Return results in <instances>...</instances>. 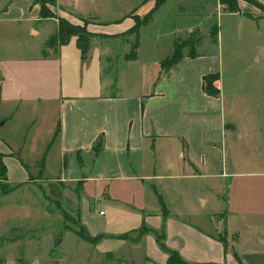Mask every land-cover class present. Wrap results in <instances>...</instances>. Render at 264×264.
<instances>
[{
	"label": "crops",
	"instance_id": "1",
	"mask_svg": "<svg viewBox=\"0 0 264 264\" xmlns=\"http://www.w3.org/2000/svg\"><path fill=\"white\" fill-rule=\"evenodd\" d=\"M147 1L56 0L49 5L55 16L43 18L37 0H0V161L6 175L26 181L29 163L17 149L22 152L21 142L29 143L23 153L31 157L28 145L40 139L44 148L32 166L43 162V172L51 173V163L58 161L60 170L50 175H64L58 178L64 187L80 184L81 195L68 197L76 203L75 215L82 198L89 197V207H95L94 194L85 190L107 185L110 197L127 206L144 211L151 200L154 213L147 212V219L156 226L164 217L155 186L167 207L187 196L200 206L211 204L205 217L212 230L206 235L195 230L204 246L176 244L172 236L168 240L185 260L264 264V147L259 144L264 107L254 97L264 90V73L226 72L219 33L216 43L206 41L211 37L200 39L195 57L185 53L163 69L178 38L166 43L165 34L153 40L144 34L170 0L141 28L137 57L126 58L133 49L128 31L135 16L144 17L154 6ZM240 7L242 12L229 13L256 20L244 3ZM59 17L72 23L92 19L87 58L76 36L64 45H48ZM169 18L164 14L160 20ZM177 27L166 32L175 34ZM195 28L191 24L187 30ZM263 50L260 44L252 57L262 69ZM216 73L218 94L213 95L205 90L204 77ZM22 112L31 113L28 130L14 145L5 128ZM17 166L22 178L11 173ZM120 184L122 195L112 189ZM195 184L197 194L192 195ZM169 216L186 219L180 212ZM212 216L222 217L224 227ZM220 228L232 238L227 250L220 235L214 236Z\"/></svg>",
	"mask_w": 264,
	"mask_h": 264
},
{
	"label": "rangeland",
	"instance_id": "2",
	"mask_svg": "<svg viewBox=\"0 0 264 264\" xmlns=\"http://www.w3.org/2000/svg\"><path fill=\"white\" fill-rule=\"evenodd\" d=\"M147 2L150 7L155 0ZM240 2L254 12L256 20L241 14L225 12L220 0H170L161 14H158L156 22L145 30L144 36L153 40L155 34H165L163 40L170 43L173 37L183 41L191 35L197 36L203 29L208 28L210 35L205 38L211 37L212 40L206 41L216 43V39L219 38L224 51L226 72L262 74L264 69L259 64H253L252 57L256 48L264 44V10L258 9L247 0H239ZM164 14L172 19L166 22L160 20ZM138 17L140 19V16ZM79 23L84 25L82 19ZM191 24H195L196 28L187 30ZM215 24L219 28L217 38L212 33ZM175 25L178 26L175 34L170 35V32H166ZM130 35L134 47L137 35L135 32H129ZM254 97L256 104L264 107V90L255 93ZM30 117V112L19 113L5 128L6 133H9L15 142L14 145L28 130L27 119ZM259 130L261 131L259 144L260 147H264V128ZM27 144L29 143L21 142L22 152L20 148L17 149V154L26 166L29 163L26 181L10 180L8 176L0 175V260L5 261V264H51L53 260L59 264H176L177 256L172 255L171 251L174 249L168 243L171 236L176 244L200 246L203 244L197 232L206 235L207 229L212 230L205 217L211 210V204L200 206L193 196L192 198L187 196V201L183 199L167 203L171 213L180 212L185 220L169 216L165 220L162 218L160 224L152 226L153 221L147 219L148 213H154L151 200L145 202L144 211L132 205L127 206L122 203L123 201L117 202L110 197L111 191L107 185L100 189L91 188L92 192L85 190L86 195L94 194L95 199H90V202L92 200L95 207H89V197L82 198L79 212L75 215L76 203L70 202L68 197L75 199L74 192L81 195L80 184L69 182L64 187L58 180L65 178L64 175L60 174L58 178L50 175L60 170L58 161L51 163L54 165V171H50L51 173H44L39 164L32 166L33 158H40V150L44 145L40 139L28 145L27 153L31 157H26L23 152ZM53 159L56 160L55 157ZM23 168L26 169L24 166ZM14 172L16 177L22 178L23 170L18 169V166L17 170L11 169L13 175ZM52 179L57 182L51 181ZM121 188V184L112 187L114 191L119 192L118 195H122ZM193 188L195 189L192 195L197 194V184ZM168 198L171 200V197ZM54 200L60 201L63 208L75 216L65 218ZM212 218L215 220L214 216ZM221 218H218L220 221L218 219L215 221L223 228ZM143 225L157 230L164 227L166 244L170 247L160 246L152 232L145 231L139 234ZM221 228L214 235L216 238L217 235L225 236ZM86 231L90 235L105 234L106 237L98 241L86 240L83 238ZM122 235L128 236L124 239L120 238ZM226 238L232 241L230 236ZM58 239L60 241L56 244Z\"/></svg>",
	"mask_w": 264,
	"mask_h": 264
},
{
	"label": "trees",
	"instance_id": "3",
	"mask_svg": "<svg viewBox=\"0 0 264 264\" xmlns=\"http://www.w3.org/2000/svg\"><path fill=\"white\" fill-rule=\"evenodd\" d=\"M41 4V16L43 18L46 17H51L55 16L52 10L50 9L49 5H53L56 3V0H37ZM167 0H155L153 8L144 16V17H139L135 16L136 19V24L128 31V32H135L137 35V40L135 42V45L132 49V52L129 53L126 58L128 59H133L137 57V48H138V40L141 32V28L152 20L154 13L160 8L162 4H164ZM248 2L256 5L260 9L264 10V5L256 0H247ZM220 3L224 6L225 12H242V9L240 7L239 0H220ZM248 15L249 17H253V15L249 12L244 13ZM84 21V25L79 24V23H72L69 20H67L64 17H59V24H58V29L55 35H53L50 40L48 41V45L57 47L60 45H64L67 42L70 41V39L74 36L77 37L78 45L82 50V56L87 58L89 49L91 47V39L94 35L93 32H91L88 29V24L92 22V19L87 20L86 18L82 19ZM212 33L216 37L217 34L219 33V28L218 25L215 24L212 27ZM199 40H196V35H191L187 39L180 41L177 40L175 42V50L174 53L164 59L161 63V66L163 69H169L172 67L174 64L178 63L187 53L189 56L195 57L197 55V44ZM186 49V51H185ZM219 75L216 74H209L204 77V83H205V90L213 95L218 94V88L214 86V82L218 79ZM0 175H6V167L2 160L0 161ZM40 165H43V162L40 163ZM7 176V175H6ZM153 189L158 197L160 206H161V212L164 217V219H167V217L170 215V211L165 203V200L163 196L158 192L157 188L153 186ZM55 201V200H54ZM55 203L57 204L59 210L62 212L65 218L71 217V215L63 208L62 204L60 201L56 200ZM145 231L152 232L156 235L157 242L159 243L160 246L162 247H168L169 246L166 244V233L164 231V227L161 228L160 230H157L153 227L143 225V227L139 230V234H143ZM225 236H220V240L224 243L226 250L229 248L230 244L228 239L226 238L227 233L223 231ZM80 237L81 234H79ZM128 235H122L120 238L127 237ZM105 234H99V235H90L86 231V234L84 233L83 238L86 240H100L102 238H105ZM172 255H176V264H218L214 262H189L185 260L182 255L179 253V251L174 250L171 251ZM238 258V256H237ZM239 259V258H238ZM172 256L169 257V261L171 262ZM0 264H5V261L0 260ZM227 264V263H226ZM239 264H242L239 261Z\"/></svg>",
	"mask_w": 264,
	"mask_h": 264
},
{
	"label": "water",
	"instance_id": "4",
	"mask_svg": "<svg viewBox=\"0 0 264 264\" xmlns=\"http://www.w3.org/2000/svg\"><path fill=\"white\" fill-rule=\"evenodd\" d=\"M210 35V32H209V29L208 28H205L203 29L197 36H196V40H200L204 37H207ZM260 59L264 61V50L261 52L260 54ZM60 241V239L56 240V244ZM51 264H59L58 261H51Z\"/></svg>",
	"mask_w": 264,
	"mask_h": 264
}]
</instances>
